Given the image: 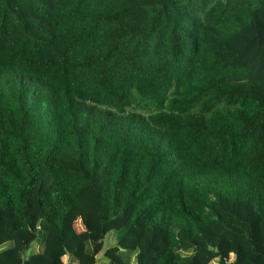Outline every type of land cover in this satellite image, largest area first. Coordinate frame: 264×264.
<instances>
[{
	"label": "trees",
	"instance_id": "trees-1",
	"mask_svg": "<svg viewBox=\"0 0 264 264\" xmlns=\"http://www.w3.org/2000/svg\"><path fill=\"white\" fill-rule=\"evenodd\" d=\"M0 264H264V0H0Z\"/></svg>",
	"mask_w": 264,
	"mask_h": 264
},
{
	"label": "rangeland",
	"instance_id": "rangeland-1",
	"mask_svg": "<svg viewBox=\"0 0 264 264\" xmlns=\"http://www.w3.org/2000/svg\"><path fill=\"white\" fill-rule=\"evenodd\" d=\"M117 233V231L112 230L108 232L107 235H105V237L103 238V250L116 244ZM41 246L42 245L40 242V237L38 236V239L35 242L31 243L29 249H27V251L25 252V255H29L31 253L39 251L41 249ZM100 257L102 260H105L102 257V253L100 254Z\"/></svg>",
	"mask_w": 264,
	"mask_h": 264
},
{
	"label": "clouds",
	"instance_id": "clouds-1",
	"mask_svg": "<svg viewBox=\"0 0 264 264\" xmlns=\"http://www.w3.org/2000/svg\"><path fill=\"white\" fill-rule=\"evenodd\" d=\"M180 255L183 256V255H185V253H184L183 251H181V252H180Z\"/></svg>",
	"mask_w": 264,
	"mask_h": 264
},
{
	"label": "water",
	"instance_id": "water-1",
	"mask_svg": "<svg viewBox=\"0 0 264 264\" xmlns=\"http://www.w3.org/2000/svg\"><path fill=\"white\" fill-rule=\"evenodd\" d=\"M67 256H68V258H69V257H70V254H68Z\"/></svg>",
	"mask_w": 264,
	"mask_h": 264
}]
</instances>
